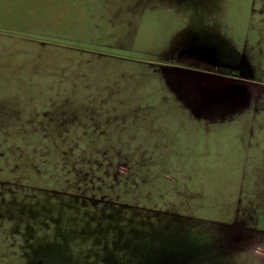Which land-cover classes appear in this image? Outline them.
Listing matches in <instances>:
<instances>
[{
	"label": "rangeland",
	"instance_id": "obj_1",
	"mask_svg": "<svg viewBox=\"0 0 264 264\" xmlns=\"http://www.w3.org/2000/svg\"><path fill=\"white\" fill-rule=\"evenodd\" d=\"M167 5L221 8L232 41L215 48L206 24L185 36L159 11L125 50L82 43L81 28L63 27L78 14L62 12L4 42L28 67L0 73V264H264V54L246 44L262 37L264 50V0ZM91 20L79 27L97 34ZM121 28L110 42L131 40ZM195 44L215 50L219 77L202 109L149 74Z\"/></svg>",
	"mask_w": 264,
	"mask_h": 264
},
{
	"label": "crops",
	"instance_id": "obj_2",
	"mask_svg": "<svg viewBox=\"0 0 264 264\" xmlns=\"http://www.w3.org/2000/svg\"><path fill=\"white\" fill-rule=\"evenodd\" d=\"M173 1L174 0H0V73L4 75H15L20 68L28 67L25 61H23L22 64L21 62L14 64L11 61L9 57L12 55L13 46H9L8 44L7 46L4 42L12 38H17L11 35L12 31L24 33L26 30L35 28L31 25L28 26L27 24H23V22L27 23L28 21L26 20H28L29 17H34L36 15H38L41 20L44 16L43 20L46 21L51 20L58 12L65 14V16H67V18H65L66 20H70L73 18V15L78 14L79 19L77 18L76 21L73 22L66 21L69 23L65 24L63 27H70L71 29L81 28L80 31L86 36V40H83L82 43L100 44L103 49L109 48L108 46H111L115 50L130 48L133 38L140 27L139 22L142 20L143 15L145 13L152 15L159 11L166 14L171 25L179 26L178 28L182 29L181 32H183L185 36L186 34L189 36L192 35L194 38H197V35L201 36L198 29L203 28L202 25L206 24V29L209 34L208 39L210 42L214 43V47L216 43L222 39H227L230 42L232 41L227 34L221 31L222 24L217 17L218 11L221 8H207L206 10L208 13L203 11L205 8H203V10L201 8H170L171 5L167 4L169 2L173 3ZM159 5L167 6H163L166 8H157ZM204 17L206 20L203 22ZM91 19H97L99 22L95 28L97 34H92L90 28H87V26L81 25V27H79V22H90L92 21ZM198 19H200V21ZM135 21H138V23H135ZM3 22H9L10 24H2ZM198 23L200 26H198ZM119 25H122L123 28L121 29H124L125 33L123 34L122 31L119 37L121 35L131 37L130 41L124 43H120L119 41L110 42L109 39L116 36L115 33ZM225 29L234 30L230 24H225ZM231 30L229 32H231L232 38L233 35ZM223 34L225 36H223ZM233 34L236 36L237 32L233 31ZM261 38L262 37H259L255 41L252 37L247 36L246 44L251 52L255 53V51H260L262 55L264 54V50L255 48L263 44V42L256 43ZM174 43L175 41L167 42V48L173 46ZM36 49L41 53L40 48L36 47ZM51 52L50 54L56 53ZM180 52L181 57H176L173 55L174 53H171L169 56V62L171 63L163 65L164 67L161 70L149 68V74H157L161 79L165 80L166 89L171 94V99H173L174 103H178L179 106H187L188 108L202 109L198 107L201 105L200 101L203 100V96L208 93V91H216L217 88L212 85L219 80V77L211 75L210 71L213 68L212 66L215 60H208V55L215 54V50L210 47L204 49L195 44L188 47H181L179 53ZM208 52L209 54H207ZM166 54H169V52ZM8 55L9 57H7ZM30 63L33 62L30 61ZM151 66L152 65L149 67ZM111 72L114 73L112 70ZM132 72L133 70H121L122 77L120 80L124 81V84L128 82L132 83L136 79L139 82L140 78H136L134 76L135 73ZM138 72H141V70L139 69L137 73ZM110 73L105 76L111 78ZM101 75L102 72L98 74V76ZM139 76L142 77V74H139ZM113 89L114 88H109L108 90ZM127 92L136 93L137 90L131 89L127 90ZM189 92H192L190 98L187 96ZM124 102L127 103L132 101L124 100ZM192 102L195 104H191ZM101 105L106 107L104 104ZM107 107H109V105H107ZM203 118L205 117L198 114H194L192 117L197 123L201 122Z\"/></svg>",
	"mask_w": 264,
	"mask_h": 264
},
{
	"label": "water",
	"instance_id": "obj_3",
	"mask_svg": "<svg viewBox=\"0 0 264 264\" xmlns=\"http://www.w3.org/2000/svg\"><path fill=\"white\" fill-rule=\"evenodd\" d=\"M167 264V263H166Z\"/></svg>",
	"mask_w": 264,
	"mask_h": 264
}]
</instances>
